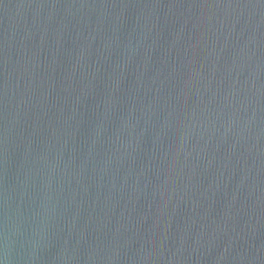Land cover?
Listing matches in <instances>:
<instances>
[{
  "label": "water",
  "instance_id": "95a60500",
  "mask_svg": "<svg viewBox=\"0 0 264 264\" xmlns=\"http://www.w3.org/2000/svg\"><path fill=\"white\" fill-rule=\"evenodd\" d=\"M0 264H264V0H0Z\"/></svg>",
  "mask_w": 264,
  "mask_h": 264
}]
</instances>
